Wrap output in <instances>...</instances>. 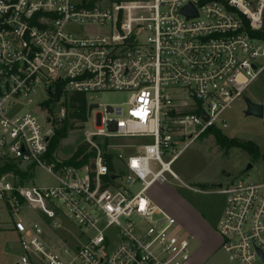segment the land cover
<instances>
[{
    "label": "built area",
    "instance_id": "2783aa9c",
    "mask_svg": "<svg viewBox=\"0 0 264 264\" xmlns=\"http://www.w3.org/2000/svg\"><path fill=\"white\" fill-rule=\"evenodd\" d=\"M189 4L196 16L184 12ZM263 75L264 0H0V222L5 211L20 238L14 264L188 263V239L148 190L172 178L199 191L171 165L209 129L228 127L226 110ZM58 83L64 95L131 92L127 108L97 112L98 130L86 133L95 155L83 166L48 157L68 115L60 100L53 111L45 104ZM31 104L41 119L24 110ZM134 147L125 158L121 150ZM32 166L58 184H28ZM219 191L222 247L231 260L264 264V182ZM60 216L92 234L65 242Z\"/></svg>",
    "mask_w": 264,
    "mask_h": 264
},
{
    "label": "rangeland",
    "instance_id": "374dc122",
    "mask_svg": "<svg viewBox=\"0 0 264 264\" xmlns=\"http://www.w3.org/2000/svg\"><path fill=\"white\" fill-rule=\"evenodd\" d=\"M130 97V91L110 90L87 93L88 108L91 104H99V106L92 109L85 122L76 118L71 119L73 128L67 137L61 139L54 151V159L64 161L70 158L79 146L86 144V133L98 130L96 114L98 111L104 112L105 105H120L127 108ZM245 97L264 104V75L249 87ZM245 97L236 100L231 108L226 110L228 127L223 129V133L229 139L253 141L258 145L260 153L264 154V115L262 117L247 115ZM65 99L62 97L59 104L64 105ZM66 108L68 112H72L68 106ZM24 110H31L40 119L43 116V112L34 104L25 106ZM101 140L102 138H99V141ZM113 140L129 144L144 142L142 138H115ZM87 151H91L89 146ZM121 151L126 158L128 155L134 154L136 148H127ZM249 164H252L253 167L243 174L242 172ZM116 165L120 167V161L117 160ZM23 166L26 167L27 164ZM152 166L156 168L154 164ZM171 169L185 183L198 188L199 191L189 189L177 179L171 178L169 182L154 184L148 190V195L155 204L176 219V228L183 237L188 239L191 257L186 264H242L239 261L231 260L228 252L222 247L219 222L224 215L227 195L221 191L218 192V188L219 184L226 187L240 180L255 183L264 182V158L262 156L257 157L238 146H221L214 135L205 134L183 151L171 165ZM53 171L56 172L55 167H53ZM30 172L31 176L27 181L30 185L53 187L58 184L57 178L41 166H32ZM120 174L123 175L124 173L121 172ZM138 189L139 185L131 187L134 192ZM2 214L3 217L0 222V264H14L23 253V249L18 234L12 229L11 216L5 211ZM58 218L61 219L62 225L71 232L70 234L63 229L55 230L57 236L65 242L74 239L73 235L80 237L73 243L85 242L86 238L82 232L87 235L92 234V230L80 226L72 219L61 216ZM106 233L110 240L115 243L117 228L113 226ZM56 240L58 239L55 236L50 239L55 244Z\"/></svg>",
    "mask_w": 264,
    "mask_h": 264
},
{
    "label": "trees",
    "instance_id": "16d2710c",
    "mask_svg": "<svg viewBox=\"0 0 264 264\" xmlns=\"http://www.w3.org/2000/svg\"><path fill=\"white\" fill-rule=\"evenodd\" d=\"M63 84L58 83L56 87V91L52 93V97L45 102L47 106L50 107V110L53 111L55 103L59 101L63 96L66 98L64 105L68 106L70 109H72V112H68V115L63 123L62 126L57 128L55 135L51 139L50 146H49V152L48 157L50 159H54V151L58 147L61 139L68 136L69 131L73 128V124L71 123L72 118H76L77 120L81 122H85L87 120L88 116V104L86 99V94L82 92H75L71 94H63L62 91ZM206 134H213L217 140V142L221 146L231 147V146H238L241 148H244L251 154H254L257 157H263L264 154L260 153V150L258 148V145L254 143L253 141H239L235 139H229L222 130L220 129H209ZM88 150V145L83 144L78 147L76 152L68 159L57 163L58 166L60 165H74V166H83L89 163L90 158L95 155V151L91 149L90 152ZM108 164L110 169H113V163L111 158L109 157ZM4 170V169H3ZM22 176L28 177V172H21L18 171ZM1 173V171H0Z\"/></svg>",
    "mask_w": 264,
    "mask_h": 264
},
{
    "label": "water",
    "instance_id": "95a60500",
    "mask_svg": "<svg viewBox=\"0 0 264 264\" xmlns=\"http://www.w3.org/2000/svg\"><path fill=\"white\" fill-rule=\"evenodd\" d=\"M184 12L188 14L189 16H196L197 10L193 7L192 4H189L187 7H185ZM246 101V114L247 115H253L257 117H262L264 115V104L259 102H254L253 100L249 99L248 97H245ZM98 107V104H91L88 108V114H91V111L93 108ZM253 167L252 164H249L246 169L242 172L243 174L247 173L251 168ZM222 184H219V187H221Z\"/></svg>",
    "mask_w": 264,
    "mask_h": 264
},
{
    "label": "snow or ice",
    "instance_id": "6c2138e0",
    "mask_svg": "<svg viewBox=\"0 0 264 264\" xmlns=\"http://www.w3.org/2000/svg\"><path fill=\"white\" fill-rule=\"evenodd\" d=\"M134 164H135V162H134Z\"/></svg>",
    "mask_w": 264,
    "mask_h": 264
}]
</instances>
